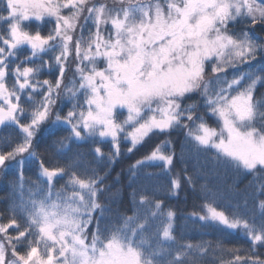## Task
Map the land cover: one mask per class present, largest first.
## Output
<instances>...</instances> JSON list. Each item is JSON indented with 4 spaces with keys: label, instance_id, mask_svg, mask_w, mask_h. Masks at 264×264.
<instances>
[{
    "label": "snow or ice",
    "instance_id": "snow-or-ice-1",
    "mask_svg": "<svg viewBox=\"0 0 264 264\" xmlns=\"http://www.w3.org/2000/svg\"><path fill=\"white\" fill-rule=\"evenodd\" d=\"M46 23L52 27L43 34ZM70 61L72 87L64 83ZM45 71L53 78L39 79ZM260 88L264 0H0V128L20 134L0 141V170L18 169L9 182L16 200L6 222L0 214V264H200L211 242L178 243L177 213L167 200L183 184L195 191L205 169L251 173L253 190L235 183L210 187L205 177L199 186L205 212L189 215L248 240V247L231 249L217 243L233 257L221 264H264ZM62 91L77 100L63 115L62 108L56 111ZM53 113L52 124L68 135L37 152L34 137ZM206 117H215L219 127ZM181 129H187L181 172L171 175L175 146L161 140L129 166L131 207L109 216L100 198L110 188L105 181L122 156V141L131 153ZM49 149L63 163L47 162ZM186 152L197 162L192 174ZM26 160L37 165L35 181L23 175ZM162 174L169 176L167 186L159 183ZM221 200L232 205L231 214L219 209Z\"/></svg>",
    "mask_w": 264,
    "mask_h": 264
},
{
    "label": "trees",
    "instance_id": "trees-1",
    "mask_svg": "<svg viewBox=\"0 0 264 264\" xmlns=\"http://www.w3.org/2000/svg\"><path fill=\"white\" fill-rule=\"evenodd\" d=\"M109 4L112 3V0H107ZM66 14V13H65ZM33 28L36 27L35 24L32 25ZM52 27L51 24H44L41 27V31L43 34H47V31ZM259 31V30H257ZM87 33H85L86 35ZM76 35H79V29H77ZM37 64V61H35ZM75 68V63L69 62L68 68L66 70L64 76V83L69 85L72 83L73 79V69ZM210 74V72H209ZM41 80L43 79H52L53 77L48 75L45 71V74L39 76ZM79 78H77L78 80ZM264 93V88H260L257 95ZM193 100L198 99V96H193ZM191 101H185V103H189ZM71 100L69 97L62 91L61 95L57 101L58 108L56 111H60L62 108L63 111L61 115L65 114L69 109V105ZM203 112V109H201ZM55 119V113H53L51 120L41 126V129L36 133L34 137L33 148L37 152H43L45 147L51 143V141L60 136H67L68 130L63 126H54L51 121ZM208 123L213 127H219L217 124V119L215 117H206ZM187 129H181L171 132L170 136L161 135L159 137H153L148 140L146 144L143 146L137 145L136 149L133 152H127V148L131 145L128 142L121 143V152L122 156L116 160L114 164L110 166L111 171L108 175L107 180L105 181L106 185H110V188L107 192L103 194L100 198V203L106 204L111 209V212L108 213L109 216L115 217L117 210L120 212H124L125 210L131 207V198L129 193L131 189L128 187L129 184V166L134 164L138 159H141L145 155H147L156 144H158L161 140L166 138H170L175 146L176 157L174 158V163L172 167L171 175H175L176 173H180L182 168L184 167V162L180 159L181 145L182 143H187L185 141V132ZM104 151H109L108 145H103ZM215 154V151H211L206 155L211 157ZM26 155V154H25ZM186 155V163L188 173L192 174L194 172V168L197 164L195 159L187 158ZM203 157H201V161ZM57 161L63 163L61 157L57 156L51 149H49L47 153V162L54 164ZM103 167V166H102ZM146 171L159 172V167H149L145 169ZM18 169L14 166L12 169H8L7 173L3 170H0V214H5V221L7 219V209L9 205L16 200V195L13 192L12 187L9 182L15 180L17 176ZM37 165L33 164L30 166L24 167L23 175L25 179H31L35 181L37 179L36 176ZM103 174V172H101ZM181 175H183L181 173ZM205 177L210 187H225L228 185H232L235 183L236 187L240 190H245L246 186H249V182L255 181V178L251 173H223L219 174L210 171L209 169H205V176L200 177L197 180L196 190L188 186L187 184H183L179 194L177 196H171L168 198L167 203L172 206L173 210L177 213L175 219V232L174 235L177 238L178 243L183 242H191L196 244L200 241H208L211 242L212 248L209 249L208 256L204 257L200 260V264H221V259L224 261H229L233 257L228 254V252L223 251L221 248H216L217 243H219L223 249H231L233 247H248L249 242L246 237L239 231H233L226 229L218 224H215L211 221H201L199 216H191L190 213H198L200 215L204 214L205 209L202 207L206 201L199 194V186L200 184L205 182ZM68 179L65 176L62 180L57 183V188L65 183ZM159 183L165 186L168 185L169 176L167 174H162L158 177ZM252 187H247V191L251 192ZM27 195V193H25ZM259 199H264V196L259 197ZM210 202V201H209ZM235 203V201H233ZM258 200L249 199L250 206L255 204L258 207ZM218 206L220 210L226 211V213L231 214L234 211V208L227 201L221 200L218 202ZM99 213H97L98 215ZM131 211H128V215H131ZM111 222H115L114 219ZM215 249V250H213ZM259 252L264 253V248H260ZM240 255H244V253H240Z\"/></svg>",
    "mask_w": 264,
    "mask_h": 264
},
{
    "label": "rangeland",
    "instance_id": "rangeland-1",
    "mask_svg": "<svg viewBox=\"0 0 264 264\" xmlns=\"http://www.w3.org/2000/svg\"><path fill=\"white\" fill-rule=\"evenodd\" d=\"M87 35V34H86ZM44 59H48V57H44ZM37 64L40 63V61L37 59ZM103 65H101L102 67ZM244 70V69H242ZM78 77H76V80H77ZM40 79V77H39ZM73 83H74V80L72 81L71 84L68 85V87H72L73 86ZM78 86V85H77ZM80 101L82 102V97L79 98ZM77 102V100H71V103L69 105V107L71 108L73 104H75ZM124 111V115L126 116L127 115V112L126 110H123ZM124 117H120V119H123ZM55 120V119H54ZM54 126H61L59 124H56ZM129 131H131V129H129ZM9 133H11L13 136H19L20 134L18 133V131L14 128H0V141H2ZM33 164H36L35 161L29 163L27 160L25 161V164H24V167L26 166H30V165H33ZM14 168V166H12ZM12 167H10L9 169H12ZM203 215V214H202Z\"/></svg>",
    "mask_w": 264,
    "mask_h": 264
}]
</instances>
